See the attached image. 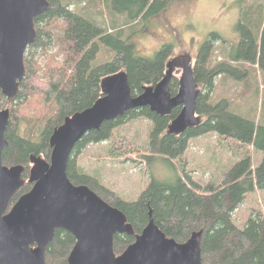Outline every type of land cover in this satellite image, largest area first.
I'll return each mask as SVG.
<instances>
[{"label":"trees","instance_id":"trees-1","mask_svg":"<svg viewBox=\"0 0 264 264\" xmlns=\"http://www.w3.org/2000/svg\"><path fill=\"white\" fill-rule=\"evenodd\" d=\"M77 1L80 0H49L50 9L35 20L38 38L25 55L26 76L20 84L19 96L12 102L3 97L2 108H11L6 134L9 147L4 152L3 160L6 166H25L26 179L32 166L31 158L50 159L54 131L67 117L89 109L103 96L105 79L126 76L133 96H137L143 93L145 87L158 85L170 72L173 60L171 44H165L153 59L140 56L135 42L131 38L125 39L124 31L119 30L118 26L109 32L86 14L75 11L73 6ZM106 1L110 12L126 18L124 26L134 28L149 17L161 15L170 2ZM259 5L243 10V19L238 25L241 42L237 50L230 54V62L212 64L215 44L221 41L220 36L214 33L201 48L196 63L191 66L192 81L198 88L201 87L197 92L194 111L197 123L178 133H171L170 126L180 117L183 107L176 108L167 116H161L150 108L137 109L105 122L98 131L89 132L75 146L68 166L71 182L88 186L108 204L122 211L137 235L148 225L150 213L167 237L178 243H185L194 232L203 231V264H264V215L253 213L243 229L237 227L233 219L234 213L249 194L264 191V157L255 167L252 155L253 150L264 154V122L259 121L258 114L248 118L232 112L230 99L216 104L211 102L216 79L220 76L239 82L247 94L253 90L257 94L255 83L258 91L264 86V5ZM125 14H129V17ZM54 20L64 23L63 32L57 38L65 56L64 64L51 71L50 79L37 93L46 106L44 113H38L40 119L33 123L26 121L29 130L21 133L26 116L17 108V102L24 99L26 102L20 106L27 102L32 105L29 97L36 90L40 69L34 51L51 46L54 35L45 31L44 24ZM103 46L109 53V62L96 66ZM169 87L175 96L181 87V79L175 74L171 75ZM139 119L151 123L147 146L150 154L140 155L141 163L150 164L160 155L166 161L181 159L187 154L193 139L208 134H215L230 146L232 154L239 160L223 171L216 183L200 186L191 178L179 177L174 184H165L153 179L137 201L129 202L105 187L100 176L86 173L79 166L78 158L91 144L115 141L122 146L120 150L128 148L129 141L116 138L114 132ZM132 154L136 153L125 151L120 155L124 159L122 163L137 162ZM31 189L32 185L26 183L13 203ZM134 241L135 236L117 235L115 253L121 255ZM75 244L76 238L71 233L57 231L47 249V264H68Z\"/></svg>","mask_w":264,"mask_h":264},{"label":"water","instance_id":"water-1","mask_svg":"<svg viewBox=\"0 0 264 264\" xmlns=\"http://www.w3.org/2000/svg\"><path fill=\"white\" fill-rule=\"evenodd\" d=\"M49 0H0V264H47L46 253L56 232L64 230L76 238L68 264H203V231L178 243L155 224L136 234L127 216L86 185H75L68 166L75 146L105 122L143 108L167 116L183 107L170 126L171 133L195 124L198 87L192 81L189 62L183 63L181 87L170 92L171 75L154 87L133 96L128 79L117 75L103 81V96L89 109L67 117L51 137L49 160L33 156L28 180L23 165L6 166L9 147L6 134L10 110L2 108L3 97L17 99L26 76L25 55L38 38L35 20L50 9ZM30 183L32 189L13 200ZM117 235L135 236L121 254L115 253Z\"/></svg>","mask_w":264,"mask_h":264},{"label":"rangeland","instance_id":"rangeland-1","mask_svg":"<svg viewBox=\"0 0 264 264\" xmlns=\"http://www.w3.org/2000/svg\"><path fill=\"white\" fill-rule=\"evenodd\" d=\"M169 1L168 9L161 15L149 17L135 28L124 26L126 18L110 12L106 0H80L74 4L73 9L86 14L109 32L114 31V27L118 26L119 30L124 31L125 39L131 38V41L135 42L140 56L153 59L165 44H171L173 46L171 70L180 78L184 73L183 63L189 62L191 66L192 63H196L198 53L214 33L220 36L221 41L215 44L212 64L230 62V54L237 50L241 42L238 25L243 19H241L243 10L253 8L257 4L264 5V0ZM125 15L129 17V14ZM44 25H46L45 31L53 33L54 40L45 50L34 51L40 69H38L36 90L32 91L29 97L32 105L27 102L20 106L21 103L26 102L24 99L21 100L22 102H17V108L26 116L21 133L29 130V126L25 125L26 121L33 123L40 119L38 113H44L46 106L42 103L43 98L37 93L43 90L44 84L50 79L51 71L62 67L65 60L57 40L63 32L64 23L54 20ZM109 59V53L103 46L96 66L109 62ZM259 85L261 86L260 81ZM257 86L255 83L258 96L254 90L247 94L239 82L220 76L216 79L211 102L216 104L224 99H230L233 105L232 112L248 118L258 114L259 121L264 122V110H262L264 86L259 88V91ZM4 109H9L11 112L9 107ZM150 126V121L139 119L120 127L114 133L116 138H125L129 141L128 148L120 150L122 146L115 141L91 144L78 158L79 166L88 174L100 176L105 187L129 202H134L139 199L153 179L165 184H174L179 177L191 178L195 183L204 186L210 182H218L223 171L230 169L231 165L239 160L232 154L230 146L220 141L215 134H208L193 139L187 154L181 159L166 161L160 155L150 164L141 163L140 155L150 154L147 148ZM125 151L136 153L132 155H135L138 161L122 163L124 159L120 155ZM252 155L255 167L260 165L264 154L253 150ZM253 213L264 215V191H256L247 196L245 202L233 215L236 226L243 229Z\"/></svg>","mask_w":264,"mask_h":264}]
</instances>
